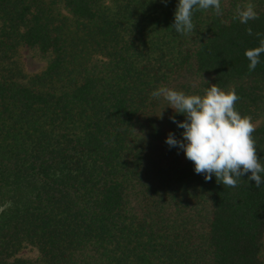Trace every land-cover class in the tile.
Masks as SVG:
<instances>
[{"label": "trees", "instance_id": "obj_1", "mask_svg": "<svg viewBox=\"0 0 264 264\" xmlns=\"http://www.w3.org/2000/svg\"><path fill=\"white\" fill-rule=\"evenodd\" d=\"M176 5L0 0V63L24 48L49 61L0 75V264H264V184L196 174L165 143L184 116L151 95L235 91L264 164V54L251 71L245 56L264 0L196 10L190 35L172 30Z\"/></svg>", "mask_w": 264, "mask_h": 264}, {"label": "clouds", "instance_id": "obj_2", "mask_svg": "<svg viewBox=\"0 0 264 264\" xmlns=\"http://www.w3.org/2000/svg\"><path fill=\"white\" fill-rule=\"evenodd\" d=\"M167 4L168 0H160ZM213 10L221 15V0H177L172 30L180 35L194 32L193 15L196 10ZM241 22L255 19L251 4L245 10H237ZM259 35V34H258ZM264 54V39L260 46L248 49L246 58L249 70H255ZM203 89V94H187L168 87H160L151 93L153 98H163L168 107L183 121L171 117L177 128L182 129L181 139L169 133L165 143L170 148L181 150L194 165L196 174H203L205 180L213 176L219 184L236 187L242 177L254 181L256 187L264 184V164L258 159L253 139L255 128L248 116H242L235 104L239 97L235 91L219 88L216 84ZM250 173V175H249Z\"/></svg>", "mask_w": 264, "mask_h": 264}, {"label": "rangeland", "instance_id": "obj_3", "mask_svg": "<svg viewBox=\"0 0 264 264\" xmlns=\"http://www.w3.org/2000/svg\"><path fill=\"white\" fill-rule=\"evenodd\" d=\"M48 62V59L41 57L35 51L24 48L19 50L17 56L13 59H9L0 63V75L3 74L4 71L12 74L15 69L18 68L23 74L31 77L44 71L48 66ZM169 109L171 108L168 107L167 102L162 100L159 110H161V112L167 110V114H169ZM259 124L260 122L253 123L254 128ZM19 255L26 258H35L38 256V252L32 247H28L24 249Z\"/></svg>", "mask_w": 264, "mask_h": 264}]
</instances>
